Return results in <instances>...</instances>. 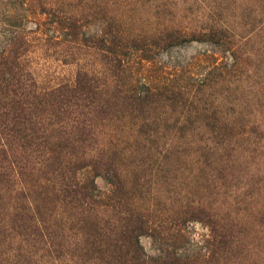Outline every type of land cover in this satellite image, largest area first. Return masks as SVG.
I'll return each instance as SVG.
<instances>
[{
  "label": "rangeland",
  "instance_id": "1",
  "mask_svg": "<svg viewBox=\"0 0 264 264\" xmlns=\"http://www.w3.org/2000/svg\"><path fill=\"white\" fill-rule=\"evenodd\" d=\"M14 50L41 88L79 70L107 83L115 108L104 140L128 207L154 222L140 237L149 257L207 256L215 215L232 237L208 264H264V0H0V60ZM132 87L150 90L143 110L122 92ZM58 212L78 230L79 213ZM21 239L0 247L14 264H76Z\"/></svg>",
  "mask_w": 264,
  "mask_h": 264
},
{
  "label": "trees",
  "instance_id": "2",
  "mask_svg": "<svg viewBox=\"0 0 264 264\" xmlns=\"http://www.w3.org/2000/svg\"><path fill=\"white\" fill-rule=\"evenodd\" d=\"M98 41L107 44L104 37ZM1 58L0 235H5L0 247L6 238L14 242L22 237L21 244L28 237L41 242L55 259L69 254L76 264H208L217 256L232 228L213 219L215 215L207 218V256L175 255L168 262L147 255L140 237L155 230L154 222L128 207L123 169L104 140L115 108L106 82L79 70L73 80L45 89L16 50ZM111 62L117 75L123 61L114 56ZM126 89L122 92L134 94L129 97L143 110L139 96L150 90ZM133 105L127 107L131 115L139 112ZM98 177L109 181V193L99 192ZM62 208L80 214L78 230L70 218L63 219L58 212ZM102 211L112 221L100 222ZM8 249L0 252V264H14L16 254Z\"/></svg>",
  "mask_w": 264,
  "mask_h": 264
}]
</instances>
